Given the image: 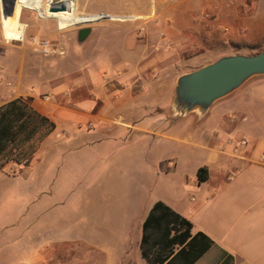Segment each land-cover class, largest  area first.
I'll return each instance as SVG.
<instances>
[{"label": "crops", "instance_id": "1", "mask_svg": "<svg viewBox=\"0 0 264 264\" xmlns=\"http://www.w3.org/2000/svg\"><path fill=\"white\" fill-rule=\"evenodd\" d=\"M142 5L121 20L103 11L110 17L88 27L109 23L79 38L84 58L10 98L55 127L15 168L36 194L25 209L0 211L13 237L3 264H150L141 239L157 201L212 241L193 264H264V75L183 117L172 109L176 78L158 75L174 72L162 65L169 55L194 62L263 48L264 0ZM0 84L1 105L10 99Z\"/></svg>", "mask_w": 264, "mask_h": 264}, {"label": "rangeland", "instance_id": "2", "mask_svg": "<svg viewBox=\"0 0 264 264\" xmlns=\"http://www.w3.org/2000/svg\"><path fill=\"white\" fill-rule=\"evenodd\" d=\"M156 1L66 0L68 3L66 11L51 13L48 7L51 5L52 0H16L13 15L7 17L2 15L0 2V78L12 82L10 97L24 94L22 91H25L26 87L36 84L35 80L38 76H45L48 72H51V69H55V66L58 67L65 63L69 67L76 60L80 61L84 58L80 44H78V31L85 25L77 27L76 24L90 22L86 25L90 26L100 15L106 14L103 11H113L115 13L113 16L121 20L128 16L127 10L129 8L133 7L134 10H137V8L143 6L142 4L148 2L152 6ZM9 6L10 1L6 0L7 9ZM106 22L109 23L107 19H104L102 23L94 24L90 28L91 33L100 32L102 27L108 24ZM53 29L57 30L56 35L46 34L53 31ZM32 37L47 39L56 46L66 49V52L63 55L56 53L45 56L41 48L31 41ZM67 39H72V41ZM261 49L247 51L248 54H253ZM217 58L219 57L209 55L206 60L189 62L186 53L176 57L169 55L162 60V65L166 68L174 67V72H161L158 75L159 77L172 75L173 78H176L181 73L198 68ZM0 87H3V85L0 84ZM44 94L40 96L41 99L37 97V100L44 102L45 100L42 99ZM42 150L44 151V148ZM13 164L18 165L14 160H9L0 168L2 169L0 170V211L14 212L25 209L30 205L27 196L30 197L31 192L34 195L36 194L35 190L31 189L32 185L29 180H26L23 175H19L17 172L10 171ZM1 226L0 223V258H2L0 264H3L4 257L9 258L10 253L3 250L2 245L6 242L13 244L10 243L13 237H9L10 233L1 231ZM207 257L203 259L202 262L204 263L202 264L208 261L209 258ZM206 259L207 261H205Z\"/></svg>", "mask_w": 264, "mask_h": 264}, {"label": "trees", "instance_id": "3", "mask_svg": "<svg viewBox=\"0 0 264 264\" xmlns=\"http://www.w3.org/2000/svg\"><path fill=\"white\" fill-rule=\"evenodd\" d=\"M55 124L26 99L0 105V168L9 160L21 164L39 147ZM199 168L198 181L205 180ZM192 223L161 201L143 223L141 250L150 264H193L212 244L202 232L191 234Z\"/></svg>", "mask_w": 264, "mask_h": 264}, {"label": "water", "instance_id": "4", "mask_svg": "<svg viewBox=\"0 0 264 264\" xmlns=\"http://www.w3.org/2000/svg\"><path fill=\"white\" fill-rule=\"evenodd\" d=\"M3 17L11 16L16 0H10L7 9L6 0H0ZM66 0H52L49 12L66 11ZM110 17L102 14L100 18ZM93 21V22H94ZM90 22L76 24L83 26L79 30V38L83 39L90 32ZM256 75H264V47L253 54L235 53L221 56L198 68L179 74L175 80L172 109L176 117H183L197 111L204 114L217 100L227 96L246 80Z\"/></svg>", "mask_w": 264, "mask_h": 264}, {"label": "built area", "instance_id": "5", "mask_svg": "<svg viewBox=\"0 0 264 264\" xmlns=\"http://www.w3.org/2000/svg\"><path fill=\"white\" fill-rule=\"evenodd\" d=\"M31 41L32 42H35L41 48V51H42V53L45 56H51V55H54L56 53H58L60 55H63L64 54V50L63 49L56 47L55 45H53L47 39H37L36 37H32L31 38ZM103 78L105 80H107L108 79V76L107 75H104ZM0 82L3 83L4 86L6 87V94H5L6 95V98H9L10 99L11 98L10 97L11 96L10 93L12 91V83L10 81L3 80L2 78H0ZM34 92H35L34 89H30V93L31 94H33ZM19 97H21V96H19ZM21 98H23V97H21ZM53 98H54V94L51 91L50 92H47L42 97V99L45 100V101L51 100ZM239 143H240V145H245L246 144V141L245 140H240ZM237 150H238L237 147H235L234 151L236 152ZM15 168H16V165L13 164L12 167L10 168V171L11 172H14L15 171Z\"/></svg>", "mask_w": 264, "mask_h": 264}, {"label": "flooded vegetation", "instance_id": "6", "mask_svg": "<svg viewBox=\"0 0 264 264\" xmlns=\"http://www.w3.org/2000/svg\"><path fill=\"white\" fill-rule=\"evenodd\" d=\"M10 1V0H9Z\"/></svg>", "mask_w": 264, "mask_h": 264}]
</instances>
